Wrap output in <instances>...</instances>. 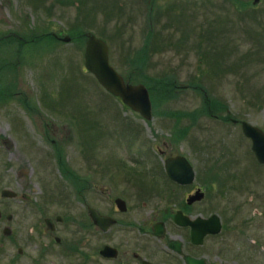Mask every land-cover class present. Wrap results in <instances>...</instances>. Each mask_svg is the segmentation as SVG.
Listing matches in <instances>:
<instances>
[{
	"label": "rangeland",
	"instance_id": "374dc122",
	"mask_svg": "<svg viewBox=\"0 0 264 264\" xmlns=\"http://www.w3.org/2000/svg\"><path fill=\"white\" fill-rule=\"evenodd\" d=\"M86 32L107 41L124 76L147 47L145 76L170 77L175 95L154 102L150 90L144 119L86 68ZM241 120L264 127V0H0V264H116L100 259L87 206L103 196L107 210L124 192L132 207L164 205L173 155L206 190L200 210L222 219L209 261L264 264V164ZM139 164L149 177L128 182ZM141 184L157 199L137 202ZM129 238L119 231L123 249Z\"/></svg>",
	"mask_w": 264,
	"mask_h": 264
},
{
	"label": "flooded vegetation",
	"instance_id": "af4514ba",
	"mask_svg": "<svg viewBox=\"0 0 264 264\" xmlns=\"http://www.w3.org/2000/svg\"><path fill=\"white\" fill-rule=\"evenodd\" d=\"M176 156V155H173ZM167 159V158H166ZM139 169L132 172L128 182L138 183L137 179L145 180L148 178L146 167L142 165ZM166 176L171 185L167 187L172 193V200L165 202L164 205L153 203L150 200H140L142 194H154L150 188L139 186V195H137V202L141 201V204L132 207L129 192L122 194L108 195L110 208L105 209L103 204L105 199L102 196V205L95 208L101 215L108 216L115 220V223L109 228H105V224H96L89 213V207L87 206V213L90 217V225L94 226L98 230L99 239L101 240V246L99 247V257L104 261H114L116 264H188L187 257L195 259H204L206 264H214L209 261L206 251L203 249L205 243L211 237L217 236L223 230V222L219 214L206 213L200 210V203L206 198V190L196 184L195 182L184 184L179 183L172 179L164 165ZM126 178L123 180L125 181ZM140 185V184H139ZM203 191L204 197L202 199L194 198L197 192ZM127 194V196H126ZM156 200L157 197L152 195ZM121 198L125 201L123 208H120L117 200ZM135 198V197H134ZM193 199V200H192ZM162 201V200H161ZM181 213L183 216L196 220L200 216L207 219L217 214L222 223V230L219 233H207L201 240V242H195L192 237V226L190 224H182L177 221V214ZM51 230H55V223L51 222ZM119 231L124 234L130 235V238L126 240L129 248L123 249V244L119 243ZM56 242H61V237H54ZM111 247L116 254L105 255V247ZM103 264V263H102Z\"/></svg>",
	"mask_w": 264,
	"mask_h": 264
},
{
	"label": "water",
	"instance_id": "95a60500",
	"mask_svg": "<svg viewBox=\"0 0 264 264\" xmlns=\"http://www.w3.org/2000/svg\"><path fill=\"white\" fill-rule=\"evenodd\" d=\"M260 0H253L254 3ZM63 31H60L58 36L62 40L68 42L71 40L69 35L63 36ZM85 46L84 62L87 69L95 75L99 83L112 94L120 97L122 102L132 109L139 111L144 119L148 120L153 117V103L150 90L145 83H130L127 82L124 76L116 69L110 60V48L108 43L96 36L92 32H88ZM233 121L237 119L233 118ZM242 130L244 134L252 140L251 148L255 153L257 160L264 164V127H259L247 120H241ZM166 170L169 176L179 183H192L195 178V170L188 158L184 155L171 156L166 159ZM2 195L5 197H15L17 193L11 189H3ZM204 192H197L194 198L202 199ZM193 200V199H192ZM120 208H123L125 201L121 198L117 200ZM89 213L92 220L96 224H105V228H109L115 223L113 218L101 215L95 208L89 207ZM177 221L182 224H190L192 226V237L195 242H201L202 238L209 232L219 233L222 230L220 217L215 214L210 218L199 217L196 220L177 214ZM2 212L0 211V218ZM11 214L8 219H11ZM47 224H51L49 218L46 219ZM11 233L10 226L4 228V234ZM112 248L105 247V255L115 256ZM21 251V249H20ZM188 264H206L204 259H195L187 257Z\"/></svg>",
	"mask_w": 264,
	"mask_h": 264
},
{
	"label": "trees",
	"instance_id": "16d2710c",
	"mask_svg": "<svg viewBox=\"0 0 264 264\" xmlns=\"http://www.w3.org/2000/svg\"><path fill=\"white\" fill-rule=\"evenodd\" d=\"M84 37H85V35H84ZM142 51L143 52L141 55L128 59V64L132 65L131 70L133 71V73L129 74L128 76L125 75L126 80L129 82H132V79L134 78V74L136 75L138 72V74L143 77L141 80L148 84V86L151 90L154 102H158V100L164 99L165 96H167V97L174 96L175 92L173 90V87H175L176 84L174 81H172V79L170 77L166 78L165 76H163L162 78L154 79V78H152V76H145V74H144V63L148 57L147 56L148 55L147 47H144L142 49ZM134 71H135V73H134ZM205 99L207 100V96H205ZM208 104L213 109V104L210 101H208ZM222 107H225V106H222ZM212 109L209 108V112H211ZM59 153H60V155L62 154V152H59ZM60 162L62 164L63 169L66 170V167H64V165H65L64 161L60 160Z\"/></svg>",
	"mask_w": 264,
	"mask_h": 264
},
{
	"label": "bare ground",
	"instance_id": "6f19581e",
	"mask_svg": "<svg viewBox=\"0 0 264 264\" xmlns=\"http://www.w3.org/2000/svg\"><path fill=\"white\" fill-rule=\"evenodd\" d=\"M134 110V109H133ZM134 111H136V110H134ZM137 112H139V111H137ZM140 113V112H139ZM236 119V118H235ZM233 121V120H232ZM238 121V120H237ZM237 121H233V122H237ZM180 136V135H179ZM249 138V137H248ZM252 141V140H251ZM257 159V158H256ZM258 161V160H257ZM259 162V161H258ZM260 163V162H259ZM263 164V163H262ZM195 178H196V171H195ZM195 178H194V180H195ZM193 180V181H194Z\"/></svg>",
	"mask_w": 264,
	"mask_h": 264
}]
</instances>
